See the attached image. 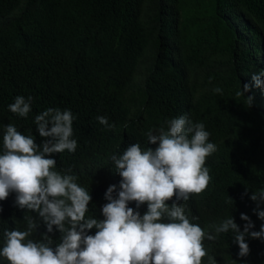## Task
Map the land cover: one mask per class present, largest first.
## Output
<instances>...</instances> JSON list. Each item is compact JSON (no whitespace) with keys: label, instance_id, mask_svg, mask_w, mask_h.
Listing matches in <instances>:
<instances>
[{"label":"trees","instance_id":"1","mask_svg":"<svg viewBox=\"0 0 264 264\" xmlns=\"http://www.w3.org/2000/svg\"><path fill=\"white\" fill-rule=\"evenodd\" d=\"M260 70L264 0H0V154L9 123L27 127L48 108L70 110L77 150L64 151L65 166L88 192L103 184L104 196L121 180L111 155L134 143L155 147L146 133L186 114L217 147L199 200L219 205L221 223L232 216L243 230L244 213L259 231L264 221L249 197L264 189V91L236 93ZM17 96L33 98L27 118L8 109ZM94 149L98 163L84 166ZM220 234L233 260L264 263V240L246 238L250 253L239 258L234 234Z\"/></svg>","mask_w":264,"mask_h":264},{"label":"clouds","instance_id":"2","mask_svg":"<svg viewBox=\"0 0 264 264\" xmlns=\"http://www.w3.org/2000/svg\"><path fill=\"white\" fill-rule=\"evenodd\" d=\"M251 81L238 97L253 86L264 91V70L252 74ZM253 99L246 97L247 107ZM32 100L17 96L8 109L27 118ZM74 119L70 110L48 108L31 117L30 126L4 127L0 264H240L227 254L220 233L234 234L239 258L250 253L246 238L264 240V224L252 230L255 224L244 213L243 230L232 216L221 223L215 215L219 205L199 200L210 189L206 158L217 150L203 123H193L186 114L169 119L146 133L155 147L134 143L111 155L121 180L103 196V184L88 192L65 166L64 151L77 150ZM96 119L113 127L104 116ZM98 159L94 149L83 165L96 166ZM249 199L264 221V189L252 191ZM22 211L26 222L17 218ZM259 248L264 256V241Z\"/></svg>","mask_w":264,"mask_h":264}]
</instances>
